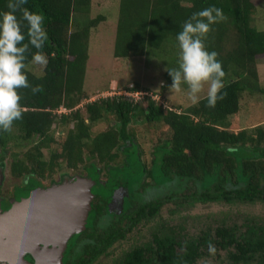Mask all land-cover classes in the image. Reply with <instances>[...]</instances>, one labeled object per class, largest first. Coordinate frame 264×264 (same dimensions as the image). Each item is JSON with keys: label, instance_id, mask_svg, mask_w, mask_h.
Masks as SVG:
<instances>
[{"label": "trees", "instance_id": "1", "mask_svg": "<svg viewBox=\"0 0 264 264\" xmlns=\"http://www.w3.org/2000/svg\"><path fill=\"white\" fill-rule=\"evenodd\" d=\"M91 1L27 0L23 5L45 17L49 41L44 55L49 64L46 71L37 74L28 68L35 50L26 53L31 88L20 91L23 120L15 122L13 128L18 131L19 145L26 147L23 151L31 153L34 148L37 153L32 164H28L19 153L12 152V173L26 179V192L20 193L28 195L29 189L43 187L33 174L39 172L44 176L58 166L60 159L72 169L89 159L85 165L87 176L95 181L85 229L71 235L62 264H91L114 243L126 238L140 222L159 212L161 200L137 203L132 199L134 187L146 176L162 180L159 184L183 178L181 184L189 190L184 200L190 202L264 204V129L260 126H255L253 132H248V128L237 132L231 129L232 116L240 110L242 93L264 94L258 67L259 58L264 56V29L253 23L254 0H120L115 54L147 53L169 67L177 66L179 49L175 37L183 21L201 9L213 5L221 8L225 19L212 25L205 40L206 47L218 53L217 59L225 71L221 98L214 107L207 105L205 96L175 112L149 94L143 107L132 97L116 92L87 102L86 120L77 106L87 96L82 91V81L89 57L88 38L90 30L106 19L103 13L88 16ZM7 3L8 0H0V10H8ZM16 15L21 16L19 9ZM25 42L27 37L21 41ZM165 78L172 82L167 71ZM138 85L126 89L140 90ZM41 88L42 95L32 94V89ZM61 107L69 112H59ZM104 113L115 115L111 126L92 133L91 124ZM139 119L164 121L170 128L169 136L155 147L150 165L142 159L140 146L128 128L133 120ZM70 122L73 125L61 149L49 148L48 155H43L40 147L54 141V127ZM10 139V131L0 130V162L10 152ZM89 143L88 154H84ZM115 148L123 153L117 164L109 162L115 157ZM91 159L106 167L104 180ZM75 177L65 174L62 180ZM124 187L130 196H123L121 210L113 221L106 223L107 228H97L103 216L113 214L115 196ZM167 200H173L172 194ZM209 244L214 246V252H209ZM78 249L80 255L71 259ZM222 251L232 264H264V222L253 217L240 224L223 222L194 235L159 226L149 240L125 250L113 264H196Z\"/></svg>", "mask_w": 264, "mask_h": 264}, {"label": "rangeland", "instance_id": "2", "mask_svg": "<svg viewBox=\"0 0 264 264\" xmlns=\"http://www.w3.org/2000/svg\"><path fill=\"white\" fill-rule=\"evenodd\" d=\"M256 9L253 15V23L260 29H264V0H254ZM120 0H92L89 17H95L97 14H106V19L101 21L96 27L90 30L88 38V60L86 63V71L84 80L82 81V91L87 95L82 102L77 106L81 109L82 114L87 120L88 112L85 111V104L92 99L105 97L109 95H116V92L127 91V87H132L134 84H139L142 93L134 101H138L143 107L146 106V94L153 96L159 103H162L166 108L175 112L186 109L195 104L192 103L187 96V85L182 84L178 91H170L169 85L172 82L165 78L166 66L164 61H161L156 56H148L147 53L129 54L128 56H121L115 54V36L117 29V22L119 17ZM227 47H230L227 44ZM259 71L261 73L260 86L264 88V56L258 61ZM33 72L42 74L39 70L34 69L31 63L28 66ZM164 84V85H163ZM162 86L165 88L162 89ZM208 85L205 84L204 89L199 94L200 99L207 94ZM148 89V92L147 90ZM139 90V91H140ZM136 94V93H135ZM130 96V95H129ZM240 110L232 116L231 129L239 131L241 128L250 129L248 132H253L255 126H260L264 129V94L252 93L245 91L241 95ZM69 109L61 108L59 112ZM102 118L94 121L92 126V133L105 131L111 126V120L115 118L114 114H103ZM73 123L58 125L54 127L52 137L54 141L49 140L48 143H43L44 147H40V152L43 155L49 152V148L60 150L61 143L64 142L67 131L72 127ZM13 128V127H12ZM129 132L135 135L141 149L142 159L148 164H151L153 151L157 144L161 143L169 136V124L160 122H145L143 119L138 121L133 120L129 124ZM11 139L9 142L10 152L5 156L3 161L0 197L9 199L13 195L15 187L26 185L24 176L18 177L11 171L13 161L12 152L20 154L26 163L32 164L36 157L37 151L34 148L31 153L25 152L26 147L20 146V139H18V131L13 128L11 131ZM32 142L31 144H33ZM122 143V142H121ZM30 144V145H31ZM40 144V143H39ZM30 145L27 147L29 148ZM49 145V146H48ZM91 147L90 143L84 149V154H88V149ZM115 157L109 162L117 164L123 159L121 149H114ZM100 168V179L106 178V167L104 164L91 159ZM90 162L86 160L84 164H80L76 168H69L66 166L64 160L59 161L58 166L54 170L46 173L44 176L35 172L33 175L37 180L40 179L41 186L47 187L56 183H60L64 175H79L81 177L87 176L85 165ZM1 165V162H0ZM184 179L172 182L162 183V180L155 181L146 176L141 183L134 187L132 199L137 203H145L150 200H161L163 202L159 212L150 220L140 222L132 229L126 238L114 243L105 253L99 255L91 264H113L115 258L123 254L125 250L132 246L147 241L152 236V231H156L159 226L174 227L180 230L181 234H200L206 229L215 228L223 222L232 224H240L247 221L251 217L264 222V204L260 202H190L184 200V194L189 192L188 186L181 184ZM146 182V183H144ZM192 184V182H191ZM119 190L116 194L114 204L111 210L113 214L109 217L107 215L99 221V229L107 228V224L114 220L116 214L121 210V202L123 196H130L127 189ZM172 194L173 200H167V196ZM177 201V202H175ZM108 222V223H107ZM107 223V224H106ZM82 243V242H81ZM82 246V245H80ZM81 250H76L71 259L80 255ZM196 264H232L226 258L224 251L221 254H211L206 258L200 259Z\"/></svg>", "mask_w": 264, "mask_h": 264}, {"label": "clouds", "instance_id": "3", "mask_svg": "<svg viewBox=\"0 0 264 264\" xmlns=\"http://www.w3.org/2000/svg\"><path fill=\"white\" fill-rule=\"evenodd\" d=\"M26 2L27 0H8V10H0V130L2 131H11L15 122L23 120L20 91L31 88L25 63L26 53L35 50L31 55L30 63L41 73L47 70L49 64L47 56L44 55L49 41L45 17L39 12L23 7ZM18 9L21 12L19 18L16 15ZM223 19H225L223 10L213 5L193 12L183 21L180 31L176 33L175 39L179 49L177 66H166V71L172 78V83L168 87L170 91H178L182 84H186L187 96L192 103L199 102V94L205 84L208 85L206 94L208 106L214 107L221 98L219 93L223 87L225 71L222 62L217 59L218 53L215 50L210 51L206 47L205 40L212 25ZM25 37L27 42L21 43ZM32 94L42 95L43 89H32ZM117 95L133 97L124 93ZM86 178L90 177L86 176ZM63 181L65 180L60 183ZM208 250L214 252V246L209 244Z\"/></svg>", "mask_w": 264, "mask_h": 264}, {"label": "water", "instance_id": "4", "mask_svg": "<svg viewBox=\"0 0 264 264\" xmlns=\"http://www.w3.org/2000/svg\"><path fill=\"white\" fill-rule=\"evenodd\" d=\"M71 184V185H70ZM94 181L90 178L86 177H81L78 176L74 180H67L63 181L62 183L58 184H53L49 187H38L30 192V194L25 197L21 198L20 201H18L17 204L23 203L25 200H30V199H40V194L39 192H44L45 194V199L42 200L40 204V208L47 215L52 214L54 218L48 217V219L43 218V220H47L46 222H54L53 226L51 227L54 228L56 227L57 224L61 226V233L59 236V239L56 243L53 242H45L43 240H36L35 244L39 246V244L44 243L45 245L49 246L50 244L54 245V247H49L52 250V253L50 255L49 260H42L38 264H62V257L64 254V250L66 248V243L69 238L73 233L79 232L81 229L85 228V223L86 219L88 216V212L91 209V201L93 199V193L91 191V187L93 186ZM70 185V189L67 192L63 193V189L65 186ZM56 187H61L62 190L59 192L52 191ZM43 194V195H44ZM116 197V196H115ZM16 205H13V207L1 213V205H0V214H9L12 211H14ZM72 207H71V206ZM48 211V212H47ZM42 216V215H40ZM34 221V220H33ZM37 222V221H36ZM40 223V222H39ZM45 223V222H44ZM25 231L24 229L20 230V234H24ZM39 234H41L39 232ZM33 235H38V232H31V236ZM30 237V236H29ZM32 237L28 238L31 240ZM40 248V246H39ZM30 248L24 249L21 257L24 263L26 264H31L25 258L23 257L26 250ZM31 250V254L37 259V255L35 252Z\"/></svg>", "mask_w": 264, "mask_h": 264}, {"label": "flooded vegetation", "instance_id": "5", "mask_svg": "<svg viewBox=\"0 0 264 264\" xmlns=\"http://www.w3.org/2000/svg\"><path fill=\"white\" fill-rule=\"evenodd\" d=\"M2 164H3V162H1V165H0V188H1V179H2V171H3V169H1L3 167ZM73 176L74 175H72V177ZM68 180H70V179H68ZM26 187H27L26 185L15 187L13 190L12 197H10L7 200L5 199V197H2V195H1V197H0L1 213L10 210L13 207V205H16V203H18V201L21 200V198L27 197L32 190L38 188V187L31 188L28 190L29 191L28 195L27 194L23 195L22 193L26 192ZM21 191H23V192L20 193ZM8 215L9 214H3V215L0 214V222L3 220V218H7ZM13 222H16V223L14 225H11ZM18 222H21V221L20 220L15 221V220L10 219L9 224H6V226L8 227V230L2 231L0 228V264H16V262L14 260V258H17V257H15L16 253H19L20 251L23 253L24 249H26V248L32 249L35 252V254L38 256H39V254H41V255L46 254L47 252H52V250H53V249L49 248V247H51V248L54 247V245H52V244L47 246L44 243H41V244H39L40 248H39V246H37V244H35V242L32 244H29L30 239H28L27 237H25V239H24V236H22L20 234V230L23 228L21 227L22 225H20ZM84 229H81L79 231V233H81V231H83ZM26 232H28V231H26ZM19 238H21V240H19ZM22 238H23V240H22ZM70 238H71V236H69L67 243H68ZM67 246L68 245H66V248H67ZM66 248H65V250H66ZM30 249L26 250L23 257L25 258V260H27L31 264H38L39 263L38 256H37V259H35V257L31 254ZM65 250H64V253H65ZM20 264H26V263H24L22 260L20 262Z\"/></svg>", "mask_w": 264, "mask_h": 264}, {"label": "bare ground", "instance_id": "6", "mask_svg": "<svg viewBox=\"0 0 264 264\" xmlns=\"http://www.w3.org/2000/svg\"><path fill=\"white\" fill-rule=\"evenodd\" d=\"M69 189H70V185L65 186V188L63 189V193L67 192ZM60 190H62L61 187H56L52 191L59 192ZM38 194H40V199H35V198L33 199L32 198L30 200H25L23 203L17 204L14 211L9 213L8 217L3 218V220L0 222V228L2 231L8 230V227L6 226V224H9L10 219L15 220V221L20 220L21 222H18V223L20 225H22L21 227L25 231V233L22 234V236H24V239H25V237H27V238L32 237L31 240H29V244L34 243L35 240H43V241L48 242V243H50V242L56 243L59 239L62 225L60 226L59 224H57L56 227L51 229L54 222H50V221L46 222L47 220H43V218L48 219V217H50V220H51V218H54V217L52 214H49V215H47L46 213L44 214V212L40 208L39 203L42 200H44L45 194H44V192H39ZM47 198H45V199H47ZM40 215H42V216H40ZM15 223L16 222H13L11 225H14ZM26 231H28V232H26ZM33 231L34 232L36 231V233L38 232V235L31 236V232H33ZM39 232L41 234H39ZM19 240H21V238H19ZM22 240H23V238H22ZM51 253L52 252H47L46 254H42V255L39 254V256L37 255L38 259H39V263L44 259L49 260ZM21 255H22L21 251L19 253H16L15 257H17V258H14L16 264H20V262L22 261Z\"/></svg>", "mask_w": 264, "mask_h": 264}, {"label": "built area", "instance_id": "7", "mask_svg": "<svg viewBox=\"0 0 264 264\" xmlns=\"http://www.w3.org/2000/svg\"><path fill=\"white\" fill-rule=\"evenodd\" d=\"M117 93H123L122 91H120V92H117ZM136 93V94H135ZM140 93H142V91H125L124 92V94H126V95H130V96H133V97H135V98H137L139 95H140Z\"/></svg>", "mask_w": 264, "mask_h": 264}]
</instances>
